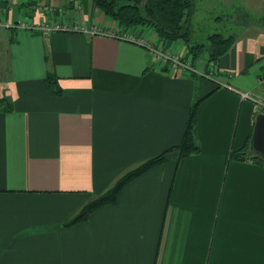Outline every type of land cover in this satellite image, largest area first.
<instances>
[{
  "label": "crops",
  "instance_id": "crops-1",
  "mask_svg": "<svg viewBox=\"0 0 264 264\" xmlns=\"http://www.w3.org/2000/svg\"><path fill=\"white\" fill-rule=\"evenodd\" d=\"M233 2L242 12L227 17L243 25L226 54L208 62L205 51L201 70L193 61L199 74L172 75L129 42L39 29L127 31L90 0H0V22L35 27L0 33V264H264V167L250 147L243 161L230 157L263 112L241 94L264 101V0L223 6ZM143 32L187 57L182 42ZM196 101L197 152L154 166L115 204L71 223L179 146Z\"/></svg>",
  "mask_w": 264,
  "mask_h": 264
},
{
  "label": "trees",
  "instance_id": "trees-1",
  "mask_svg": "<svg viewBox=\"0 0 264 264\" xmlns=\"http://www.w3.org/2000/svg\"><path fill=\"white\" fill-rule=\"evenodd\" d=\"M93 7L101 12L106 19L119 24L124 30L128 28L149 29L164 42L182 41L187 50V58L191 65L204 51H208V62H213L225 55L233 43V36L225 37L221 34L207 36L205 43H191L190 22L195 10V0H90ZM56 78L48 73L45 85L51 95L60 92L55 85ZM199 101L191 107L185 133L179 146L171 147L158 156L148 160L141 166L122 176L113 187L94 202L85 206L71 223L83 222L91 212L103 205H113L117 202L120 192L133 180L147 172L149 169L164 163L170 158L180 160L198 151L194 140V117ZM252 134V133H251ZM249 136L244 152H235L231 158L243 161L250 147ZM251 150V149H250ZM249 158L264 167L263 159L252 154Z\"/></svg>",
  "mask_w": 264,
  "mask_h": 264
},
{
  "label": "rangeland",
  "instance_id": "rangeland-1",
  "mask_svg": "<svg viewBox=\"0 0 264 264\" xmlns=\"http://www.w3.org/2000/svg\"><path fill=\"white\" fill-rule=\"evenodd\" d=\"M225 0H195V10L191 17L190 33H191V43H205L207 36L211 34H221L223 36H229L231 33L235 32L234 35L237 34L238 28L243 25L241 20H238L237 17L228 18L231 12H242L241 4L239 2L235 4L233 2V6H223V2ZM243 10V9H242ZM232 17V16H231ZM1 22H4V19H1ZM97 24V23H96ZM94 25V24H93ZM116 25H119L116 23ZM99 27V25H96ZM112 30L115 28L111 27ZM148 29V28H147ZM145 29V30H147ZM236 30V31H235ZM8 31L6 29L1 28V32ZM129 34L145 38L142 35L144 33V29L140 28H128ZM239 31V30H238ZM125 32V31H124ZM140 32V34H139ZM149 40V39H148ZM178 47L181 46L180 42L177 41ZM183 43V42H182ZM185 46V45H184ZM209 51V50H208ZM206 52L204 51L195 61L196 69L199 71L201 67H203V63L206 59ZM253 99V98H252ZM260 99H253L252 102L258 103L261 101L262 106L259 105L258 111L264 114V101Z\"/></svg>",
  "mask_w": 264,
  "mask_h": 264
},
{
  "label": "built area",
  "instance_id": "built-area-1",
  "mask_svg": "<svg viewBox=\"0 0 264 264\" xmlns=\"http://www.w3.org/2000/svg\"><path fill=\"white\" fill-rule=\"evenodd\" d=\"M0 28L6 29V30H34L35 27L30 24L26 23H9V22H0ZM41 31L45 33L49 32H80V33H87L91 36H104L109 38L118 39L121 41L129 42L131 44L140 46L147 50L150 56L153 57L154 63L157 68H164L167 67L171 74H188V75H195L199 74L193 65H191V62L189 58L182 57L181 55L177 53H173L170 50L166 49H160L154 46V44L149 41L146 38L138 37L129 34V31H114L110 29H104L102 27L98 26H91V27H84V26H72V27H63L59 24H56L52 28L47 26H42L39 28ZM242 99L246 100H253L249 95L247 94H241ZM255 103V102H254ZM260 106L262 104L258 102Z\"/></svg>",
  "mask_w": 264,
  "mask_h": 264
},
{
  "label": "water",
  "instance_id": "water-1",
  "mask_svg": "<svg viewBox=\"0 0 264 264\" xmlns=\"http://www.w3.org/2000/svg\"><path fill=\"white\" fill-rule=\"evenodd\" d=\"M250 149L264 161V114L257 115L250 139Z\"/></svg>",
  "mask_w": 264,
  "mask_h": 264
}]
</instances>
